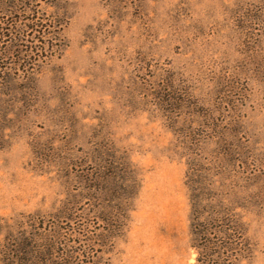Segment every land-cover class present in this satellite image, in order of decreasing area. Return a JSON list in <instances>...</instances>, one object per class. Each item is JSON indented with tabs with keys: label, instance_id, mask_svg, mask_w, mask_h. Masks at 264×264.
I'll use <instances>...</instances> for the list:
<instances>
[{
	"label": "rangeland",
	"instance_id": "1",
	"mask_svg": "<svg viewBox=\"0 0 264 264\" xmlns=\"http://www.w3.org/2000/svg\"><path fill=\"white\" fill-rule=\"evenodd\" d=\"M191 195L245 227L209 264H264V0H0V241L206 264Z\"/></svg>",
	"mask_w": 264,
	"mask_h": 264
},
{
	"label": "trees",
	"instance_id": "2",
	"mask_svg": "<svg viewBox=\"0 0 264 264\" xmlns=\"http://www.w3.org/2000/svg\"><path fill=\"white\" fill-rule=\"evenodd\" d=\"M132 188L130 185L122 187V194L129 198L133 194ZM191 200V234L195 239L200 237L202 251L208 250L203 262L209 264L213 257L226 259L234 252V255L242 254L248 243L244 224L222 205L214 206L209 201L198 200L194 195H191ZM121 204H124L125 209L124 199ZM55 218L60 222L48 232L40 226L43 222L33 218L30 219L34 226L31 231L23 228L8 231L0 241V264H71L69 259L74 257L73 252L67 250L63 254L64 248H59L64 243L59 223L68 218L61 215Z\"/></svg>",
	"mask_w": 264,
	"mask_h": 264
}]
</instances>
